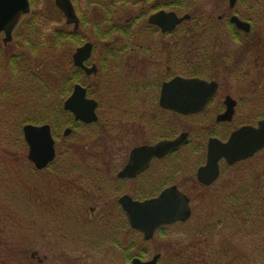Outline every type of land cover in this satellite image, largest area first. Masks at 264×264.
<instances>
[{"label":"flooded vegetation","instance_id":"obj_1","mask_svg":"<svg viewBox=\"0 0 264 264\" xmlns=\"http://www.w3.org/2000/svg\"><path fill=\"white\" fill-rule=\"evenodd\" d=\"M105 1L88 0L102 7L107 13L103 19H96L95 16L94 20L90 18L91 23H86L88 15L78 9L79 3L73 2L79 26H72L71 30L75 33L74 42L67 50L71 54V65L68 64V67L73 68L71 73L73 72L75 77L71 92L63 101L64 118L68 125L55 132L49 122H28L36 125L50 124L55 145L61 139L67 142L66 140L73 137L80 127L95 126L102 120L104 131L108 132L107 139L100 143H88L93 147L97 143L98 150L95 149V155L65 156L62 158L63 164L61 162L55 166L57 153L54 161L44 168L54 171L41 178L40 190L43 191V197L40 206L51 218L50 225L56 232L57 250L48 255H42L37 250H34L36 253L32 251L30 257L39 264L47 263L50 256L69 264H96L88 261L97 257L99 261L113 259L115 264H119L117 260H122L123 264H131L134 258L147 261L157 254H160L157 264H162L165 260L163 264H168L167 259L175 257L176 246L180 241L174 239L173 228L186 225L194 215L191 197L194 189L198 188L202 194H216L226 187L230 194H234L239 191L240 185H248V192L245 193H250V186L257 181V187L253 190L264 194V176L251 181L231 173L238 165L247 164V161L254 159L264 149L234 164H229L222 158L219 161V176L209 184L198 178L199 168L207 162L210 139L218 138L226 142L234 131L245 125L256 126L264 119H258L256 124L236 120L240 107L247 98L242 92H233L231 83L239 81L249 85L256 80L264 85V77L252 78L253 75H250L253 73L252 67L256 65V38H248L253 37L254 22L236 10L240 1L236 0L232 4L231 0H227L229 9L217 17L209 12L191 8L193 5L187 0H135L134 3L129 0L128 4H117V0ZM135 4L141 5L140 11L127 24L120 25L116 22L115 7ZM160 11L176 12L178 16L189 17L175 28L164 30L160 25L150 22V17ZM31 14L30 12L21 16L10 41H5V31L0 33V52L3 53V60L17 56L18 53L12 52L10 48L14 40L19 54L28 50L31 43L30 30L27 27L29 19H24ZM233 17L249 23L250 27L239 28ZM87 24L94 26L96 37L86 36L81 32L82 26ZM87 43L92 44V49L89 57L84 60V65L96 68L91 73L85 67L75 64L74 60L75 53ZM177 77H196L215 82L217 91L200 111H177L161 102L164 84ZM119 78H125L132 85H126L127 92L124 91L120 96L116 94L114 97L112 92L115 91H112L110 81ZM97 83L103 84L104 94L106 95L107 91L109 95L106 108L105 105L102 106L101 99L94 95L93 88ZM76 84L86 88L87 98L98 102V118L91 123L77 119L73 111L64 107ZM229 98L231 103L235 102L233 116L219 119V116L229 109ZM255 110L260 108L251 105L247 108V113L264 116V110L256 113ZM205 113L212 116V130L203 136H197L192 130L190 120ZM181 124L184 127H181ZM66 129L72 130L69 135H65ZM184 133L187 134V143L177 150L153 157L146 168L134 176L120 175L128 165L134 149L173 140ZM193 146L206 148L205 161L200 163L194 172L178 173L179 165L176 161L185 162L186 158L180 159V155ZM123 149L125 156L115 157L116 153ZM105 152H108V155H103ZM173 186L190 198L191 217L186 221L163 224L152 237L146 239L142 231L131 226L123 199L145 201L158 197L164 190ZM128 231L132 236L130 241ZM182 233L190 237L189 230H183ZM191 233L195 236V241H200L202 255L209 235L203 228L197 231L196 227ZM158 236L164 237L167 243L161 242L162 248L159 247L148 258L150 251L145 245Z\"/></svg>","mask_w":264,"mask_h":264},{"label":"rangeland","instance_id":"obj_2","mask_svg":"<svg viewBox=\"0 0 264 264\" xmlns=\"http://www.w3.org/2000/svg\"><path fill=\"white\" fill-rule=\"evenodd\" d=\"M72 1L76 4L79 3L78 9L81 10L82 13L88 15L86 17V23H91V19L94 20V16L96 19H103L107 16V13L102 7L92 4L88 2V0ZM130 1L133 3L135 2V0ZM188 1L193 5L191 8L209 12L215 17L229 9L227 0H187V2ZM239 1L240 2L236 5V10H239L241 15L252 19L254 22V31H252L253 37L248 38H256V65L252 67L253 73L250 75H253L252 78L256 76L264 77V0ZM104 3L106 4L107 2L105 1ZM36 5L39 10H43V12L45 11L51 15L48 28L47 22L45 23L44 21L47 33L51 31L52 27L72 29V26L67 25L64 15L55 12V10L58 9L55 0H37ZM140 7V4L137 6L135 4L134 6L122 5L115 7L114 11H117L115 13L116 22H119L120 25L127 24L129 20L140 11ZM249 7H252L251 9L254 10H251ZM188 9L189 8H187V10ZM33 11L32 9V12ZM31 16L32 15H30V18ZM28 19L29 16H26L24 20L27 21ZM81 32L86 36L90 35L96 37V31L92 24H87L85 27L82 26ZM10 48L12 52L16 51L14 53H19L15 40ZM66 49L69 50L70 48ZM8 52L12 53L11 51ZM27 53L30 54L29 52ZM40 55L41 54L38 53V55H36L37 57L33 59V66H35L38 75L40 77L42 76L41 78L47 81L49 89L54 92L52 96V98H54L60 95V93L57 92L58 86L56 84H58V81L48 66L43 64L42 56ZM65 55V59H61L59 66L66 73L71 74L72 68L68 67L71 54H68V51H66ZM66 60L69 61L66 63ZM55 62L56 60H54L51 65ZM29 65L32 66V64ZM18 75V73H10L8 68H6L3 74L0 70V133L12 132V136L17 137L22 135L20 141H16V139L13 138L12 140L14 143H11V145L4 144V146L2 144L10 153L0 150V264H39L30 257L32 251L37 250L42 255H48L57 250L56 232L50 225L51 218L48 216L49 214L47 211L40 206V200L43 197V191L40 190L41 178L47 176L49 174L48 172L54 170L51 168L37 170L27 157L28 146L25 143L24 147L25 140L22 133V128L26 124L28 118L27 115L24 123L20 121L23 119V115L26 114V110H24L26 106L24 105H26V103L31 104V101L35 99L33 98L35 95L33 92H30L31 96H33L32 99L28 91L25 90L23 92L24 95L20 94L21 97L15 96L12 100L18 101L19 114L9 109L12 108V106L7 103L12 99V92L18 90V88L22 89V87H24L17 86V83H14ZM7 80H10V83ZM24 82L25 78L22 84ZM110 83V86L113 87L112 91H115L112 92L114 97L116 94L120 96L124 91L127 92L125 88L126 85H132L125 78H119L115 81H110ZM263 86L264 85L259 84L256 80L249 85H247V82L241 84L239 81L231 83L233 92H242V95L247 98V100L242 103L238 115L236 116L237 122H250L256 124L257 120L262 117L258 116L259 114H248L247 108L251 105L259 107L260 110H255V113L264 110ZM104 87L103 84L97 83L93 89L95 92L94 95L101 99L102 106L105 105L106 108L107 102H109V95L107 91L106 95L104 94ZM43 91L44 89L42 90L44 95L43 106L49 108L47 104L49 103L51 105L50 101L52 99L48 100V97H46L47 89H45V92ZM49 111L51 112V110ZM190 125L194 134L203 136L212 130V116L209 113H205L198 117H192ZM181 127H184V125L181 124ZM104 129L105 127L102 120L95 126L80 127L75 131L73 137L66 140L67 142H63V139H61V141L58 140L56 145L58 159L55 166L61 162V164H63L62 158L65 156L95 155V149L96 151L98 150V146H96L97 143L95 147L92 145L89 146L88 143H93L94 141H99L100 143L107 139L108 132L104 131ZM83 142L85 143L83 144ZM12 152L14 156L11 155ZM24 153L27 159L26 161L22 158L16 160L21 161V164H25L23 182L21 181V176L24 173L18 174L17 171L10 167L15 162L13 157H22ZM103 155H108V152H105ZM205 155L206 148L203 149V147L197 148L193 146L186 149V151L180 155V159L186 158L185 162H181V160L176 161V164L179 165L178 173L183 174L185 172L196 171L198 165L205 161ZM123 156H125V149L117 152L115 155V157ZM263 172L264 150L256 155L254 159L247 161V164L242 163L238 165L231 173L237 176L240 175L247 180L255 181V178L264 176V174H262ZM256 182L257 181L250 186V193H245L248 192V185H240L239 191L234 194H230V191H228L226 187L216 194H202L198 188L194 189L193 195L191 196L192 205L194 206V215L186 225L175 226L173 228L174 239L176 241L180 240L178 244L188 241L189 246L194 244L200 248V241H195L194 235L191 232L195 227L199 230L203 228L209 235L208 244L204 246V255L200 254V252H202L201 248L200 252L198 250L196 251L197 262H203V264H264V194L258 193L255 189L253 190V188L257 187ZM183 230H189L190 237L182 233ZM128 232L130 241L132 236L130 231ZM163 241L167 243L164 237L158 236L154 241L145 245L150 251L148 258L151 257L159 247V249L162 248ZM200 256L203 261L200 260ZM239 259L240 262L238 261ZM90 261L96 264H115V260L113 259H103L99 261L98 257L88 262ZM122 262V260H117L119 264H123ZM165 262L163 261V263ZM167 263L172 264V259L168 258ZM44 264L69 263L61 262V260L50 256L48 262Z\"/></svg>","mask_w":264,"mask_h":264},{"label":"water","instance_id":"obj_3","mask_svg":"<svg viewBox=\"0 0 264 264\" xmlns=\"http://www.w3.org/2000/svg\"><path fill=\"white\" fill-rule=\"evenodd\" d=\"M236 0H231L234 4ZM57 7L64 13L68 25L79 26V18L76 14L72 0H55ZM31 10L30 0H0V33L6 32L5 41L12 39V32L17 26L21 16ZM189 16H178L176 12L160 11L150 17V22L160 25L164 30L175 28L180 22ZM239 28L248 29L249 23L233 17ZM92 49V44L87 43L74 55L75 64L84 65ZM86 70L91 73L95 67ZM217 91V83L207 82L200 78H180L164 84L161 102L163 105L182 112H198L205 107L210 98ZM227 103L229 109L219 119L232 118L234 104ZM98 102L87 98L86 88L80 84L75 85L73 93L66 99L64 107L75 113L77 119L86 123L97 120L96 108ZM71 129L65 130V135L71 133ZM23 134L28 145V159L36 169L42 170L56 157L55 138L51 125L25 124ZM187 134L178 138L159 142L154 146H143L133 150L131 159L120 175L134 176L137 172L146 168L155 156H163L177 150L182 144L187 143ZM264 148V119L255 125H245L234 131L230 138L223 142L218 138L210 139L207 148V162L198 170V178L207 184L214 181L220 173L219 161L224 158L229 164H234L246 158L254 156ZM130 224L133 228L142 231L145 238L149 239L163 224L186 221L191 217L192 210L190 198L182 193L176 186L164 190L158 197L145 201H133L131 198L123 199ZM33 253H36L34 251ZM34 257V254H33ZM160 254L152 259L144 261L134 258L131 264H157Z\"/></svg>","mask_w":264,"mask_h":264},{"label":"trees","instance_id":"obj_4","mask_svg":"<svg viewBox=\"0 0 264 264\" xmlns=\"http://www.w3.org/2000/svg\"><path fill=\"white\" fill-rule=\"evenodd\" d=\"M31 1L33 4L34 11L31 14L32 15L31 18L29 16V21L27 23L28 24L27 27L29 28L31 35V43L28 50L22 53L20 52V54L18 53L15 58L12 56L7 60L2 59L3 53L2 51L0 52V59H2L0 60L1 73L3 74L6 71V68L9 69L10 73L11 72L13 74L18 73L19 75L17 76L16 80L14 79L16 81L14 83H17L16 85L20 87L24 86L22 87V89L18 88V90L12 92V99L7 104H10L12 106V108L9 109H12L14 112L19 114L20 111L18 110V101H12L13 97L20 96V94H23V92L27 90L29 96L32 98L33 96H31L30 92H33L35 95L33 98L35 99L31 101V104L26 103V105H24L26 106V108L24 107V110H26V114L23 115L22 117L23 119L20 122L24 123L27 115L28 118L26 123L31 122V123L40 124L44 122H49L53 125L54 131L58 132V130H60L63 126L68 125V121L64 118L65 114L63 111V101L70 94L73 82L75 80L73 72L71 74H68L64 72L59 65L61 63V59L62 58L65 59L66 57L65 55V52L67 51L66 48H69L70 46L73 45L75 33L71 29L68 28L59 29L57 27H52L51 31L47 33L46 24L44 25V21L45 23L47 22V28H48L50 24L49 18L51 15L45 11L43 12V10L38 9L36 5L37 0H31ZM116 2L117 4L120 3L128 4L129 0H117ZM55 12L56 13L58 12L59 14L62 15L59 9H56ZM27 52H29L30 54H28ZM38 53L41 54L40 56H42L43 64L45 66L47 65L48 68L53 73V75L56 76V79L58 81V84H56L58 86L57 92L60 93L59 96H55L54 98H52L54 92H52L49 89L47 81L41 78L42 76L40 77L38 75L35 66H33L34 65L33 59L37 57L36 55H38ZM68 54L70 53L68 52ZM54 60H56V62L51 65V63ZM67 61L69 60H66V63ZM29 64H32V66H30ZM69 65H71V60L69 61ZM23 76L25 78V82L22 84L24 79ZM7 81L10 83V80ZM43 89H44L43 92H45V89H47L46 97H48V100L52 99L50 101L51 105L49 103L47 104L49 108H45L43 106V102H44L43 101L44 95L42 93ZM50 107H54V108H50ZM49 110H51V112ZM61 116L62 118H59ZM261 118H264V116H262ZM21 136L20 137L12 136V132H1L0 150L10 153L9 150L4 147L5 146L4 144L11 145V143H14V141L12 140L13 138H15L16 141H20ZM2 144L4 146H2ZM24 147H25V142H24ZM11 155L14 156V153L12 152ZM13 158L15 162L11 165L10 168L11 169L13 168L15 171L18 172V174L24 173L21 176V181L24 182L25 164L23 163L21 164V161H16V160L22 158L24 159V161H26L27 159L25 153L22 157H13ZM197 231H199V229H197ZM188 244H189L188 241L180 242L179 244H177L176 255L174 258H171L172 264H197V263L203 264V262H197L196 259L197 258L196 251L198 250L200 252L199 246L194 245L192 243H191L192 246H189ZM200 260L203 261V259H201V256H200ZM238 261L240 262V259Z\"/></svg>","mask_w":264,"mask_h":264}]
</instances>
